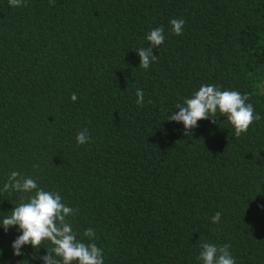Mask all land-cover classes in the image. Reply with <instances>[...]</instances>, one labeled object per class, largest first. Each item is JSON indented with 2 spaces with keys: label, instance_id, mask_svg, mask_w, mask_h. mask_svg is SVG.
Here are the masks:
<instances>
[{
  "label": "trees",
  "instance_id": "obj_1",
  "mask_svg": "<svg viewBox=\"0 0 264 264\" xmlns=\"http://www.w3.org/2000/svg\"><path fill=\"white\" fill-rule=\"evenodd\" d=\"M158 27L145 70L136 49ZM201 84L247 94L260 119L239 138L223 117L185 136L166 119ZM12 171L78 210L104 264H201V242L264 264V0H0V189ZM22 195L0 191V220ZM19 234L0 228V264H43L30 245L13 256Z\"/></svg>",
  "mask_w": 264,
  "mask_h": 264
},
{
  "label": "clouds",
  "instance_id": "obj_2",
  "mask_svg": "<svg viewBox=\"0 0 264 264\" xmlns=\"http://www.w3.org/2000/svg\"><path fill=\"white\" fill-rule=\"evenodd\" d=\"M8 4L11 7H21L23 0H8ZM169 23L173 34L183 33V19L173 18ZM164 39L163 27L154 28L146 35L150 46L136 49L139 67L147 70L158 60L153 49L162 45ZM135 95L137 106L142 107L145 104L143 90L137 89ZM70 99L75 102L77 95L73 93ZM248 101L249 96L239 91L222 90L215 84H201L191 96L182 98V102L176 104L175 111L166 120L182 124L183 134L190 136L191 130L198 127V121L210 120L217 123V118L223 117L233 128L234 137L239 138L254 121L260 119L253 104ZM89 139L87 129H82L76 135L78 145L88 143ZM0 191L28 194L22 195L20 202L0 220V228L5 232L16 227L20 233L11 244L13 256L25 255L22 249L30 245L33 249L31 259L40 260L43 264H104V252L95 243L94 230L87 228L78 238L69 219L78 210L67 206L59 192L45 190L34 178L18 171H12L8 175ZM220 218L221 213L216 212L211 217V223L219 224ZM45 242L50 245L48 248L42 246ZM41 247L45 249L44 255H38ZM199 248L198 260L201 264H236L228 244L201 242Z\"/></svg>",
  "mask_w": 264,
  "mask_h": 264
}]
</instances>
